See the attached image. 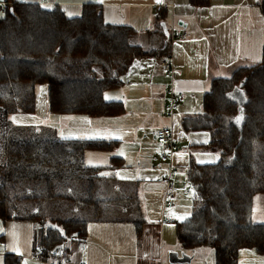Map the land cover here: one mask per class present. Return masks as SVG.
<instances>
[{"label":"trees","instance_id":"16d2710c","mask_svg":"<svg viewBox=\"0 0 264 264\" xmlns=\"http://www.w3.org/2000/svg\"><path fill=\"white\" fill-rule=\"evenodd\" d=\"M3 3L0 108L7 119L36 112L39 85L48 88L50 114H122L124 103L106 100L105 92L124 85L136 59L170 56L162 33L159 47H146L133 27L106 23L97 2L84 3L77 16L42 0ZM189 3L207 7L211 0ZM259 5L264 12V2ZM166 14L159 9L158 21ZM253 75H264V60L239 68L233 77L213 79L203 111L182 118L186 132L210 133L202 146L220 159L200 164L191 156L187 179L194 190L193 211L175 222L176 236L186 249L212 248L215 264H239L244 249L264 256V222L251 220L254 199L264 194V87L260 84L261 91L255 84L251 90ZM8 129L2 133L0 219L38 225L34 249L40 260L56 264L67 239L86 241L90 223L131 221L118 213L124 200L132 201L126 196L129 183L112 174L124 166L123 159L112 157L105 166L85 162L87 150L111 151L116 141L41 138L43 131L16 136ZM134 223L140 232L143 219ZM21 263L15 253L4 255L3 264Z\"/></svg>","mask_w":264,"mask_h":264},{"label":"crops","instance_id":"0c3cea01","mask_svg":"<svg viewBox=\"0 0 264 264\" xmlns=\"http://www.w3.org/2000/svg\"><path fill=\"white\" fill-rule=\"evenodd\" d=\"M88 2L102 5L106 23L136 29V39L146 47H159L156 40L160 41L162 33L171 47L174 77L159 70L158 58L136 59L125 75L124 85L105 92L106 100L124 103V113L101 117L49 116L46 123L35 124L36 130L44 131L42 126L45 125V129L61 134L58 138L116 141V147L111 151L87 150L85 162L105 166L110 164L112 157L124 161V166L112 174L119 182L129 183L125 184L129 190L126 196L132 201L124 200L120 210L126 212L131 221L90 223L86 241L78 242L77 264H164L160 263L162 244L160 257L156 252V259L151 256V246L160 231L164 239L163 230L169 231L167 225L176 222L175 218L172 223L163 222L164 214L175 216L180 212L187 216L190 212V205L184 202L182 195L191 192L187 179L191 156L200 164L216 163L220 157L218 152L202 146L210 141V133L186 132L182 118L203 111V96L213 79L233 77L239 68H249L264 60V12L259 5L264 0H211L207 7H194L189 0H42L48 6L59 5L69 16L80 15L83 4ZM2 6L3 0H0V17ZM159 9L167 10L162 22L157 19ZM183 32L188 34L185 38L180 37ZM172 34L177 37L172 38ZM173 83L177 92L184 93L175 105V113L170 108ZM4 118H7L6 114ZM50 122L59 127L51 126ZM165 126L173 129L179 149L164 159L161 155L163 147L156 142L155 134ZM3 159L4 152L0 163ZM168 169L172 172L177 198L176 206L163 212L165 185L161 177ZM263 196L255 197L252 218H263ZM177 206L179 212L174 210ZM139 218L143 219L140 232L134 223ZM35 232L36 227L31 222L3 223L0 219V264L6 253L44 263L34 249ZM247 250L250 249L242 252ZM247 253L255 262L264 259L261 258L264 256ZM242 261L239 256V264H243Z\"/></svg>","mask_w":264,"mask_h":264},{"label":"rangeland","instance_id":"374dc122","mask_svg":"<svg viewBox=\"0 0 264 264\" xmlns=\"http://www.w3.org/2000/svg\"><path fill=\"white\" fill-rule=\"evenodd\" d=\"M29 1H33V0H29ZM39 2H41V0H39ZM4 4V3H3ZM253 79H258V77H256L255 75L252 76L251 80H250V87L251 90H253L252 86H255V84H257V89L263 91L260 88V84L261 86L264 87V75L259 77V81H253ZM177 103V102H176ZM171 104V102H170ZM49 97H48V88L46 85H39L38 86V94H37V110L35 113L33 114H25V113H14L13 117L12 114H10L9 118L5 119L4 118V111L2 110V108H0V161L2 159L3 156V152H4V146H3V142H4V138L2 136V133H4L5 129H10V134L14 131V134L16 136H30L29 133H31V135H34V132H37L36 130V123H41L44 124L48 121V117L49 116H53L55 117V114H50L49 113ZM175 110V107L173 108ZM177 110L174 111V113ZM169 115L170 112L167 108L166 111ZM54 120V118H53ZM10 127H9V126ZM51 126L54 127H59V125H57L54 122H50ZM44 131L40 132L39 136L41 138H58V137H62L61 134L59 136V134L57 133V131L53 130L49 131L47 129H45V125L42 126ZM39 127H37L38 129ZM8 129V130H9ZM25 131H28L27 133ZM179 147H182L181 142H179ZM202 153V152H201ZM162 155V154H161ZM198 159V158H197ZM220 159V157H219ZM190 186V184H189ZM190 190L191 192H184V194L182 195V198L184 200V202H188V204L190 205V212L187 216H182L179 212V207L177 206L174 210L175 212H179L178 214H176L175 216H173L172 214L170 215V213L168 214L169 216H172L175 218L176 223L177 221L183 220L186 217H188L192 211H193V199H194V190L193 188L190 186ZM264 198V196H263ZM264 201V199H263ZM118 213H120V216H122L123 218H127L129 215L124 212L123 210H120ZM115 215V214H114ZM251 220L253 222H261L264 221V216L263 218L261 217H256V216H251ZM176 223H172L167 225L166 229H169V231H164L162 233L164 236V239H162L161 237V231L159 232L160 235L157 236L156 240H155V244L151 246V256L153 257V259H156L157 254L156 252H158L159 257H160V245L163 246V257H160V263H164V264H215V256H214V250L210 247H200L197 249H186L184 248L181 243L178 241L177 236H176ZM38 225H36L37 227ZM142 231H144V228L142 227ZM37 237V231L35 232V238ZM80 246L78 245V242L74 239H67L65 241V243L63 244V254L61 255V257L59 258L58 261H56V264H77V260L75 259L78 254V250H79ZM176 251L178 252L180 255L182 254H186L190 257H193V260L191 262H185V263H171L169 261V254L170 252ZM247 252H249L250 254H252L255 257H260V255H257L255 253V251L253 250H247ZM247 252H242L241 251V255H240V260L242 261L243 264H264V259H260V261L255 262V260H252V256L249 255ZM247 254V255H246ZM247 256V257H246ZM247 258V259H246ZM264 258V257H261ZM30 258H23L22 259V263L21 264H51L49 262H41L38 259H34L29 261ZM249 260V261H248Z\"/></svg>","mask_w":264,"mask_h":264},{"label":"built area","instance_id":"2783aa9c","mask_svg":"<svg viewBox=\"0 0 264 264\" xmlns=\"http://www.w3.org/2000/svg\"><path fill=\"white\" fill-rule=\"evenodd\" d=\"M2 12H5L4 5L2 6ZM187 32H183L180 34V37L185 38L187 36ZM177 37L175 34H172V38ZM158 68L165 74H168L174 77L175 74V66L172 61L171 56L159 58L157 61ZM171 91V110L176 105V102H179L184 97L183 92H177L174 86V83L170 87ZM156 142L159 143L163 147L162 157L168 158L174 151H178V146L174 140L173 129L171 127L165 126L157 130L155 134ZM161 180L164 182V194H163V212L166 210L173 209L176 206V198L177 192L175 183L172 177V172L168 169L165 174L161 177ZM163 222L172 223L174 222V217L169 216L167 214L163 215ZM85 264V263H83Z\"/></svg>","mask_w":264,"mask_h":264},{"label":"water","instance_id":"95a60500","mask_svg":"<svg viewBox=\"0 0 264 264\" xmlns=\"http://www.w3.org/2000/svg\"><path fill=\"white\" fill-rule=\"evenodd\" d=\"M179 23L182 24L181 22H179ZM59 251H61V247H59ZM169 261L171 263L191 262V257L186 255V254L180 255L178 252L173 251V252H170V254H169Z\"/></svg>","mask_w":264,"mask_h":264}]
</instances>
